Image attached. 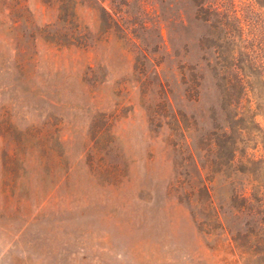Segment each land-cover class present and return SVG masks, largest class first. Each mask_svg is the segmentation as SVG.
<instances>
[{
  "label": "rangeland",
  "instance_id": "rangeland-1",
  "mask_svg": "<svg viewBox=\"0 0 264 264\" xmlns=\"http://www.w3.org/2000/svg\"><path fill=\"white\" fill-rule=\"evenodd\" d=\"M0 264H264V0H0Z\"/></svg>",
  "mask_w": 264,
  "mask_h": 264
},
{
  "label": "trees",
  "instance_id": "trees-1",
  "mask_svg": "<svg viewBox=\"0 0 264 264\" xmlns=\"http://www.w3.org/2000/svg\"><path fill=\"white\" fill-rule=\"evenodd\" d=\"M204 191L208 194V190L207 188H204ZM208 197H209V194H208ZM210 198V197H209Z\"/></svg>",
  "mask_w": 264,
  "mask_h": 264
}]
</instances>
